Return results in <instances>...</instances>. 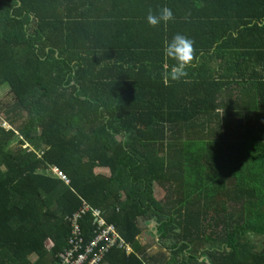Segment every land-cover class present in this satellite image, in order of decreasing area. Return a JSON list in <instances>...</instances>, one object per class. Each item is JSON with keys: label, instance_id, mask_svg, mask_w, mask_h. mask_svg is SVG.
<instances>
[{"label": "trees", "instance_id": "1", "mask_svg": "<svg viewBox=\"0 0 264 264\" xmlns=\"http://www.w3.org/2000/svg\"><path fill=\"white\" fill-rule=\"evenodd\" d=\"M177 33L193 60L166 82ZM2 89L0 264H54L84 201L132 247L106 264H264V0H0Z\"/></svg>", "mask_w": 264, "mask_h": 264}, {"label": "built area", "instance_id": "2", "mask_svg": "<svg viewBox=\"0 0 264 264\" xmlns=\"http://www.w3.org/2000/svg\"><path fill=\"white\" fill-rule=\"evenodd\" d=\"M50 171L69 184L67 176L57 167ZM94 219L93 237L86 240L81 221L85 216ZM71 226L66 247L60 252L54 264H106L105 257L114 247L124 249L127 254L133 252L132 247L119 234L115 225L108 223L100 209H94L85 201L82 207L66 218Z\"/></svg>", "mask_w": 264, "mask_h": 264}, {"label": "clouds", "instance_id": "3", "mask_svg": "<svg viewBox=\"0 0 264 264\" xmlns=\"http://www.w3.org/2000/svg\"><path fill=\"white\" fill-rule=\"evenodd\" d=\"M173 19L171 9L163 7L157 13L151 10L146 15L147 24L156 27L160 24H167ZM192 40L182 34H175L172 38L165 42L162 53L168 59L174 61L165 73L164 79L167 82L179 81L187 76L186 69L191 65L193 60Z\"/></svg>", "mask_w": 264, "mask_h": 264}, {"label": "rangeland", "instance_id": "4", "mask_svg": "<svg viewBox=\"0 0 264 264\" xmlns=\"http://www.w3.org/2000/svg\"><path fill=\"white\" fill-rule=\"evenodd\" d=\"M7 90L6 89H2L0 90V101H2L3 99H5V97L7 96ZM33 120H35V123H39L40 122V119H39V114H34L33 115ZM3 126H4V122L2 123ZM26 132V131H25ZM21 135V134H20ZM31 136L32 134L30 133H25V135H23L24 137V141H25V147L27 148H32L30 147L29 145H27V143H29V141H31ZM226 141V140H225ZM230 145H234L232 143V141L230 140V142H225V148L227 150V152H231V150H233ZM230 147V148H229ZM234 148V147H233ZM234 156H233V159L236 158V152H234ZM98 171V170H96ZM153 195L155 197L156 200L158 201H164L165 200V197H166V190H164L163 188H161L158 184H155L154 187H153ZM154 228H155V224L154 223H148L147 224V228L144 229L141 237H140V241L141 243L144 245V244H149V251L148 253L150 255H155L156 253H159L160 252V249L158 246H156L155 244H153V242H158L157 241V237L156 235H154ZM254 242L256 243L258 249H261L262 247V243H264V239H261V241H259V238H255L253 239ZM164 255L168 258V257H171V253L168 252V251H164L163 252Z\"/></svg>", "mask_w": 264, "mask_h": 264}, {"label": "crops", "instance_id": "5", "mask_svg": "<svg viewBox=\"0 0 264 264\" xmlns=\"http://www.w3.org/2000/svg\"><path fill=\"white\" fill-rule=\"evenodd\" d=\"M48 242H49V246H52L53 245V243H52L51 240H48Z\"/></svg>", "mask_w": 264, "mask_h": 264}, {"label": "water", "instance_id": "6", "mask_svg": "<svg viewBox=\"0 0 264 264\" xmlns=\"http://www.w3.org/2000/svg\"><path fill=\"white\" fill-rule=\"evenodd\" d=\"M152 223H154L155 224V227H156V223L155 222H152ZM155 229V228H154ZM157 233H156V231H154V235H156ZM157 237V236H156ZM49 243V242H48Z\"/></svg>", "mask_w": 264, "mask_h": 264}]
</instances>
